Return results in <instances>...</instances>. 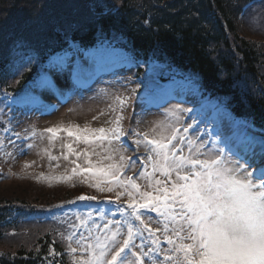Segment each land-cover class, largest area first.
Segmentation results:
<instances>
[{"label":"trees","instance_id":"obj_1","mask_svg":"<svg viewBox=\"0 0 264 264\" xmlns=\"http://www.w3.org/2000/svg\"><path fill=\"white\" fill-rule=\"evenodd\" d=\"M4 1L0 0L1 6ZM11 3L13 7H0V125L12 114L7 100L27 90L29 82L39 77L51 58L73 48L87 50L105 42H115L123 48L130 45L143 57L152 54L179 69L191 70L212 94L233 97L235 109L245 106L244 112L264 121V19L255 21L250 14L239 18L243 1L12 0ZM102 11L106 12L104 16L96 15ZM23 20H34V24H21ZM25 49H29L30 58L21 60L19 51ZM47 196L55 198L51 193ZM8 199L9 196L0 195V205ZM34 200L41 202L37 195ZM29 207L22 202L21 212L27 214ZM3 209L0 227L13 218ZM23 228H6L12 232V244L0 241V264H33L34 247L43 244L42 249L45 248L42 237H31L28 233L20 236L25 232Z\"/></svg>","mask_w":264,"mask_h":264},{"label":"snow or ice","instance_id":"obj_2","mask_svg":"<svg viewBox=\"0 0 264 264\" xmlns=\"http://www.w3.org/2000/svg\"><path fill=\"white\" fill-rule=\"evenodd\" d=\"M57 63L60 65L57 70L66 67L62 60H58ZM120 103L123 104L124 101ZM119 120L120 118H117L116 127L107 131L104 128L87 127L49 128L47 131L52 134V138L60 131H66L68 136H74L76 141L85 144H91L93 138L96 141L108 140L111 143L109 135H119L121 132ZM187 130L185 128V131ZM177 131L173 129L169 136L161 133L159 139H148L147 133L144 136L147 145H153L152 151L158 159L152 164L151 173L141 172L139 176L148 178V186L153 188L156 195L147 191L141 192L139 185L131 177L124 181L117 180L115 186L124 187L128 194V207L132 209L130 215L140 224H144L141 209H145L157 213L173 225H178L173 227L172 231L179 242L166 236V242L174 246L173 251L182 254L176 257L166 256V259H175L176 264H264V166L249 170L252 165L248 159L232 160L224 155L223 148L216 149L214 155L203 154L192 140L188 141L190 155L187 157L179 155L183 149L172 143L177 140ZM141 142L139 139L136 141L137 144ZM177 143L182 144L183 138L181 137ZM66 147L69 154H75L71 144H67ZM193 147L196 148L194 153ZM83 154L86 162L91 165L88 153ZM201 155L205 158L201 159ZM148 159L151 160L152 157L149 156ZM89 171H93V175L105 177L101 183L111 184L120 173V168L115 164L107 167L92 165ZM75 172L74 168L73 173ZM156 172L165 179H157L153 184L152 177ZM173 174L175 179H172ZM101 183L90 186L96 187L99 191L113 190L111 186L107 189L101 187ZM129 186L134 191H128ZM135 194H139V200ZM119 195L118 193L117 198ZM79 199L95 198L81 196ZM88 215L91 216V213ZM145 230L154 235L147 226ZM164 230L168 231V223L164 224ZM118 233L117 229L104 240L97 237L95 245L88 244L89 258L80 261V264H133L126 252V249L130 250L132 246V227H129L127 239H124L122 244L116 241ZM185 240L191 243H184ZM153 243L156 241L153 240ZM72 251L75 252V249ZM109 255L110 259L107 258ZM131 255L143 264L136 252H132Z\"/></svg>","mask_w":264,"mask_h":264},{"label":"rangeland","instance_id":"obj_3","mask_svg":"<svg viewBox=\"0 0 264 264\" xmlns=\"http://www.w3.org/2000/svg\"><path fill=\"white\" fill-rule=\"evenodd\" d=\"M34 1L35 0H29L31 3H34ZM11 2L12 0H5L4 6L0 5V7H12L13 4ZM88 59V64L93 65L92 73H94L98 68V65L96 64L98 62L100 63V61L97 60L93 55H89ZM104 61L105 59L101 60V62ZM65 65L66 67L70 66L72 68L70 61H66ZM59 67L60 65L54 69L53 74L62 72L59 78L62 80V83H65L67 80V77L64 76V74H67L65 71L66 67L63 70H57ZM55 76L56 75H54V77ZM121 79L122 80L117 84L119 92L125 90V87L123 86V80H127V78L121 77ZM103 84L104 86H108L109 83L104 82ZM107 93L108 91L103 88L93 97L75 100L69 113L66 109L62 111L60 110L61 112L59 111V113L53 117L51 112L43 107L37 108L39 111L32 112H30L31 107H25L22 109L17 133L26 135L28 134L27 131H35L37 135L36 148L35 150L29 152V154L22 153L17 150L16 154H13V159L7 158L2 152L0 153V180H4L2 183H0V195H7L11 199H29L30 204L36 203L34 200L35 195H37V197L41 199L42 202L59 200V198H63L65 193H73L74 188L63 183L62 189H56V184H58L59 181L55 182L52 179H48L46 176L48 171L52 172L55 170L66 176L67 179H72L75 177L84 183L90 182L91 185H95L96 183H101L106 178L100 175H93V171H89L92 165H96L97 167H107L108 165L115 164L117 167L121 168L124 162V159H121V157H123L121 156L122 152L115 148L113 144L112 146L115 149H105V143L96 141L94 138L91 144H85L82 141H76L74 136H68L66 131H60L55 138H52V134L47 131L49 128L75 129L79 127L80 129H84L87 127L90 129L92 125L89 123V120L91 116H94L98 111L111 116V118H108L104 123L101 124L100 128H104L107 131L108 129L116 127L118 108L115 107L114 104L109 107L106 100ZM109 94L111 96H115L113 91H111ZM100 101H103L100 104L101 108L93 107L89 109V112L86 113L87 107H90V102ZM128 113H130L131 123L147 130L148 134L155 139L160 138V135L163 133L165 127L168 129V126L172 125V122L168 123L166 118H163L154 112H138L140 113V116L134 117V114L136 113L135 110L128 106ZM102 118V116L98 115L94 116L93 120L94 122H99L102 120ZM150 124L154 130L150 128ZM125 126H127V124ZM165 136H167V133ZM67 144L72 145L73 149L75 150V154H69L66 147ZM84 152L88 153V159L91 161V165L86 162V158L83 154ZM65 156H67V159H65ZM51 157H55V159H52ZM107 157H111V159H108ZM77 165H79V167H77ZM74 168L76 169L75 173H73ZM41 171L43 172V176H39V179L35 178L38 172ZM118 174L116 175V178L112 180V182H115L111 184L101 183V187L105 189L110 186L112 187V185L116 184L118 178L125 180V177H120ZM157 179L164 180L165 177L161 176L158 172V174L152 177V183L154 184L155 180ZM172 179H175L174 174ZM9 180L10 182H8ZM148 181V178L141 177L138 179L136 184L150 188L148 186ZM43 186H47L49 189H46ZM89 189L93 192V194L99 196H114L117 193H120L118 187H115V189L112 191H99L94 186H89ZM150 189L153 190V188ZM123 190L125 191V189ZM47 193L53 194L55 198L50 199V197L47 196ZM125 193L127 192L125 191ZM156 194L157 193L154 191L153 195ZM12 195H18L19 197H10ZM160 232L164 233V231ZM184 243H191V241L185 240ZM3 249L6 250L7 247H3Z\"/></svg>","mask_w":264,"mask_h":264},{"label":"bare ground","instance_id":"obj_4","mask_svg":"<svg viewBox=\"0 0 264 264\" xmlns=\"http://www.w3.org/2000/svg\"><path fill=\"white\" fill-rule=\"evenodd\" d=\"M241 2L243 1H245V0H240ZM59 3V2H58ZM36 9V8H35ZM110 11V10H109ZM46 12V14H48L47 13V11H45ZM35 13V12H34ZM106 12H103L102 11V16H104L103 14H105ZM21 24H27V25H31V24H34V20H23L22 22H20ZM128 38V37H127ZM155 127V126H154ZM150 128H152L153 129V127L151 126V124H150ZM154 130V129H153Z\"/></svg>","mask_w":264,"mask_h":264}]
</instances>
